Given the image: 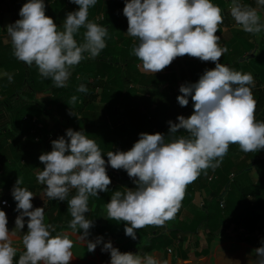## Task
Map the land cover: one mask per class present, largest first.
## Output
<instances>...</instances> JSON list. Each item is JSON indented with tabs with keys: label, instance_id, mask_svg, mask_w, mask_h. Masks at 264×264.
I'll list each match as a JSON object with an SVG mask.
<instances>
[{
	"label": "clouds",
	"instance_id": "obj_1",
	"mask_svg": "<svg viewBox=\"0 0 264 264\" xmlns=\"http://www.w3.org/2000/svg\"><path fill=\"white\" fill-rule=\"evenodd\" d=\"M70 2L79 8L66 14L63 30L46 15L44 0H27L20 8L21 18L6 28L16 59L29 67L35 65L39 74L50 78L58 88L67 86L75 66L86 58L95 59L107 46L108 29L88 20L89 8L97 0ZM255 4L253 7L242 0H231L230 7L235 24L253 35L264 31L259 14L264 0H255ZM123 15L128 22L126 34L139 41L131 52L142 62L145 72H161L185 55L215 64L198 81L180 85L179 105L187 106L191 97L194 111L188 117L178 116V123L168 121L167 136L160 132L140 133L130 150L106 154L107 164L112 169L125 170L135 184L134 189L114 191L106 205L108 218L124 222L125 235L136 240L137 230L164 227L176 218L188 185L202 173L207 175L208 169L218 168L230 145L237 144L244 153L264 149V121L255 116L258 102L252 91L253 75L220 62L228 51L216 34L224 16L212 0H125ZM81 28L86 31L78 42L76 36ZM12 79L8 75L9 82ZM76 91L87 94L89 90L80 84ZM77 100L72 95L68 104L75 105ZM69 115L75 114L70 110ZM66 137L52 140V150L39 156L45 167L36 178L47 186L45 194L49 199H67L72 217L68 227L72 233L82 230L78 239L86 243L88 252H94L103 237L85 241L94 227V221L85 215L90 211L89 197L107 192L112 181L105 154L95 140L83 130L71 128L66 130ZM22 184L18 177L11 195L19 213L15 229H24V218L28 217L23 251L14 246L16 232L9 231L7 214L0 208V264H70L74 247L71 234L52 235L55 228L45 223L44 207L32 210L35 195ZM72 189L76 194L68 199ZM101 251L110 253V264H169L154 253L121 252L111 241L103 243ZM253 251L255 259H250L249 264H264V239ZM227 264L240 262L229 260Z\"/></svg>",
	"mask_w": 264,
	"mask_h": 264
},
{
	"label": "trees",
	"instance_id": "obj_2",
	"mask_svg": "<svg viewBox=\"0 0 264 264\" xmlns=\"http://www.w3.org/2000/svg\"><path fill=\"white\" fill-rule=\"evenodd\" d=\"M1 1L9 6L11 5L13 10H15L13 23L21 18L19 16V11L22 6L18 7L15 0H0V3ZM56 1L57 0H44L47 16L50 17L55 14H62L58 11L57 6L50 8L52 4H56ZM212 2L221 7V9L227 6L231 7L225 0H212ZM242 3L249 6L255 5L254 0H243ZM51 18L54 20V17ZM106 20H108V23ZM112 21L113 17L104 15L102 20L98 22H100L101 26L106 27L108 32H112L116 27L119 28L121 25L119 22L112 23ZM222 25L229 26L230 17L224 18ZM222 25H220L219 31L216 34L221 31ZM232 29L234 31L233 35L222 44V46H227L228 51L224 53L220 62L229 66L233 70L242 73H251L255 79L256 85H259L261 82H264V35L259 34L258 39L256 35L246 33L239 27L235 26L232 27ZM120 35L117 39H113L110 35V39L107 41L108 47L106 46L103 53L95 59H86L84 63L75 66L74 69H72V74L67 82V86L64 88L54 86L50 78H47L49 80L47 81L49 85L45 86L46 88L43 85L38 86L34 77L31 76V73H26V71L30 72L32 66L29 67L25 63L16 59L13 55V47L10 46L8 50L9 61L7 62V67L15 68L16 66L20 69L22 82L25 81L24 83L27 87L25 89L27 91H25L24 94L21 93L22 95L19 96L18 91L23 87L19 88L18 86L16 88L17 91H12L7 94V96L0 101V114L7 112L12 127L20 126L23 130L22 132L29 133V131L31 132V129H33L30 139L31 141H34L35 146H38L40 150L39 153L31 155V153L35 152H26L25 150L28 142L24 144L22 143L23 148L20 150H18V148L16 149L21 153L19 159L24 158L25 152L29 153L31 155L29 161L30 165L32 164L36 167L39 172L45 167V165L39 161V156L52 150V140L58 139L61 136L66 137V130L68 128L75 131L83 130L90 139L96 141L101 151L105 154L104 159L106 161L107 171L110 172L109 174H111V176L118 174L117 179H121L120 176L129 178L125 170H115L107 164L108 158L106 154L109 151L130 150L134 143L139 139L140 133L155 134L160 132L167 136L169 131L168 121L178 123L176 118L177 115L180 116L183 112L189 109V106L193 105L191 97L188 98L189 104L187 106L181 107L179 105L177 96L181 94L179 92L180 85L186 82L194 83L198 81L204 71L206 69L214 68L215 64L211 61L203 62L198 58L186 55L184 57H177V64L180 65L179 72L174 70L172 62L170 66L165 68V71L160 72V75L154 84L156 88L162 86V92L168 99L167 102L155 103L154 99H151L149 103L145 104L146 106H143L140 103L136 104L134 110L127 103L122 106V110H120L121 105H118L119 100L116 106L114 98L117 100V97L119 98L120 95L122 96L121 99H123L124 96L121 93L122 90H116L118 87H116L115 84H119L120 88L122 82L117 80L122 78L125 81H129L131 77L129 75L127 76L128 78L125 77V74H128L130 67L131 72L135 73L137 64L140 62V60L131 52L133 46L137 45L139 41L131 36L127 37L123 34V36L120 37ZM255 45H257V47H255ZM107 54L110 55L107 56ZM101 71L108 72L107 76L110 75L111 86L103 87L104 80L101 77ZM20 72L16 75H19ZM175 72L178 73L177 77L175 76ZM27 75L30 76L29 80L26 79ZM178 82L181 84H177ZM80 84H84L88 88L89 91L87 94L76 91ZM45 90H49L51 94L44 98H35V92ZM101 90L104 92L106 90H111V92L108 94L106 100L108 105L100 110L99 116L96 113L94 101L98 100ZM252 91L258 102L255 115L260 112L259 118H262L264 115V89H261L258 86L254 87ZM123 93L125 95L128 94L125 90ZM16 95L19 97L18 100H12ZM24 95L27 96L29 101L22 100ZM72 95L78 97L75 105L68 104ZM103 99L105 100V98ZM172 104L177 105L180 109L172 110ZM103 109L111 111L114 116L109 118V116L104 113ZM70 110H72L75 115H69ZM191 110L190 113H193L194 108ZM118 113L123 114V116H117ZM183 116L186 117L187 114H183ZM33 117H35V119H33L34 122L32 121ZM45 118L51 122L45 121ZM9 130L10 129L7 127L0 125V142L3 141V133L6 135V132L7 136H9ZM25 141H27V139ZM1 145L2 148H0V151L5 144ZM232 149L238 151L239 156L242 157V160L240 161L241 164L231 158H226L215 170L208 169L214 176L210 177V179H224V184L230 187L229 195L225 201V208L224 205L222 206L224 209L219 206V200H217L215 204L217 209L216 217L220 219L222 225H228V223L234 222V224L237 223L243 225V227L251 233L258 229L261 236L264 237V169L262 176L258 177L255 182L249 180L251 178L249 177L250 171H248L251 165L259 161V155L264 149L259 152L244 153L240 150L237 144L230 145L229 150ZM10 162L13 167L9 172H14V175L18 174L19 171L21 172V170L16 167L17 163L11 158ZM233 167L240 168V171L247 170V175L244 178H240L245 179L243 182H236L234 174L233 180L230 181V170ZM204 179H207V176ZM46 187V185H43V188ZM114 191L124 192L120 184L112 182L109 185V190L107 192H99L98 196L95 197V200L97 202L99 201V205L103 204L105 200L111 199ZM75 194L76 190L72 189L69 193L68 199H71ZM249 196H252V198L249 199ZM92 198L93 197H89L88 206L92 204ZM186 198L187 194L185 195L182 205L187 204L188 201H186ZM234 199H238V201H235ZM44 207V209L51 210V213L56 211L54 219L52 220L53 224H58V226L63 227L68 226L72 217L68 210L67 199L65 201H59L47 198ZM0 208L3 209V206L0 205ZM5 212L6 214H13V206L11 205L10 211ZM238 212L243 215L242 218H245V220L241 219V221L246 224H242L240 221H235L238 219ZM225 218H227L228 221L224 222ZM233 218H235V220ZM258 220L259 222H262L261 225L257 224ZM112 221L114 226H117L116 224L122 222L117 220ZM122 223L125 224L124 222Z\"/></svg>",
	"mask_w": 264,
	"mask_h": 264
},
{
	"label": "crops",
	"instance_id": "obj_3",
	"mask_svg": "<svg viewBox=\"0 0 264 264\" xmlns=\"http://www.w3.org/2000/svg\"><path fill=\"white\" fill-rule=\"evenodd\" d=\"M225 1H227V3H229V5L231 6V0ZM24 2L26 3L27 0H24ZM103 4L109 6L108 8H106V12L107 15L113 17L112 23L119 22L121 25H124L123 20L125 19V32L127 33L128 22L127 18L123 15L125 0H104ZM17 5L18 7L22 6V4ZM255 6L256 4L253 5V7ZM222 10L224 18L230 17V25H222L221 31L217 34L221 37V44L226 42L233 35L234 31L232 27H239L235 24V21L231 17L230 7H224ZM14 11L15 10H13L11 5L9 6L5 2L1 1L0 101L4 99L10 92L17 91L14 90L13 87L17 84L16 82L18 81V79L22 81L21 72L18 67H7V62L9 61L8 50L10 46H12V43L11 38L9 40L8 33L5 34V32L7 31V25L13 23ZM65 13H68L67 10L65 11ZM105 13L101 12V15L104 16ZM259 14L261 15V21L264 22V8L260 10ZM99 15L100 14L98 12V14H96V17ZM102 18L103 17H100L98 21L102 20ZM60 30H62V28H60ZM113 31L114 33L117 31L121 33V28L117 27ZM126 33H124V35L128 37L129 35H127ZM260 34L264 35V31H262ZM80 36H82V33L76 36L77 41L83 38ZM258 36L259 34L256 35L257 38ZM112 38L117 39L116 36H113ZM109 39L110 35L106 38V45ZM255 47H257V45H255ZM101 53H103V50ZM108 55L110 54H107V56ZM139 63L140 64L138 67L143 70L142 62L140 61ZM172 64L173 68L175 67L174 70L179 72L180 65L177 64V58L173 61ZM18 72H20L19 76H15ZM143 72L145 71L143 70ZM26 73H31V76L33 74V77L36 80L38 86L43 85L45 87L49 85L47 83V81L49 80L39 74V70L35 65L32 66L30 72L26 71ZM8 75H11L13 77L12 82H9ZM26 79L29 80L30 76L27 75ZM24 82L25 81H23L22 83ZM111 85L110 75H108L106 76V80L103 81V87H109ZM18 86L19 88L23 87L21 88V91L18 92V95L21 96L25 93V91H27L25 89L27 87L25 83L19 84ZM258 86L261 89H264V82H261L259 85H256L255 83V87ZM103 93H106V91ZM34 94L35 98L40 99L49 96L51 92L49 90H45L37 91ZM18 95L16 97H13L12 100H18ZM22 100L29 101V99L25 95L23 96ZM104 102L105 104H108L107 101ZM183 114L187 113L183 112ZM191 114L192 113H188L186 117L190 116ZM8 116L9 115L7 112L0 114V125H3L10 129L8 131V140H4L3 143L0 142V148H2L1 144H5L3 149L0 151V201L6 200L9 203V206H6L4 204L0 205L3 206V210L5 211H10L11 205L13 206L14 213L7 214V227L9 231L14 230L16 232V237L13 240L14 246H18L19 249L23 251L22 237L27 232L28 217L24 218V229H15V219L17 215H19V213L15 211L16 201L11 195V190L18 177H20L23 180L22 187H26L35 195L32 199V210H34L36 207H44L48 197H46L45 188H43V185H41L37 181L36 176L38 173V169L32 164L30 165L29 163L31 155H35L40 152L38 146H35L34 141H31L30 139V135L33 129H31V132L29 131V133H26L22 132L23 130L20 128V126L12 127L11 122H9ZM255 116L257 120L264 121V115L262 116V118H259L260 112ZM33 119H35V117L32 118V121L34 122ZM179 134L181 133H178V135ZM182 134L186 135L187 133ZM26 139L27 141H25ZM26 142H28L27 147L25 148L26 152L33 151L35 153H31L30 155L29 153L25 152L24 158L19 159V155L21 153L18 150L22 149V145ZM17 148L18 150H16ZM10 158L17 163V169L19 168L21 170V172L19 171V173L16 175H14V172H9V170L13 167L10 162ZM226 158H231L237 162H240L242 160V157L239 156L238 151L233 149L228 151L227 155L223 159V162ZM206 176L207 179H204ZM210 177H214L212 173L207 175H204L202 173L194 183L188 185V191L186 192V201L188 202L186 205H182L179 213L174 220L167 222L164 227L149 226L137 230L136 240H133L131 237L125 235V224L120 222V224H116L117 226H114L112 224L113 221L109 220L106 205L108 202H110V199L105 200L103 204L99 205V201L97 202L95 200L96 198L93 197L92 204L89 206L90 211L88 213H85V215L89 220L94 221V227H92V229L90 230V235L85 238V241H94L98 236H102L103 243L111 241L113 246L119 248L121 252H133L140 253L142 255L145 253H154L158 258L161 256L163 259H167L169 261V264H227V261L229 260H238L240 264H249L250 259H255L253 250L261 246V241L262 239H264V237L261 236V233L258 231V229H256L255 232L251 233L248 232V230L245 229L241 224L239 225L237 223L234 224V222H230V226H228L227 224L222 225L220 219L216 217L217 209L215 207V204L217 200L221 198V196H224L225 208V201L229 195L230 187L224 184V179H210ZM254 177H256V179H252L253 182H255L258 178L257 176ZM232 180L233 179H230V181ZM111 181L113 183L120 184L121 188L124 191L126 190L125 188H135V184L133 182V179L131 178H127V180L119 179ZM251 198L252 196H249V199ZM50 211L51 210L49 209H44L45 223L51 224L55 228V231L52 233V235H56L59 232H67L71 234L70 238L74 242V247L72 248L73 259L70 261V264H110V253L101 251L103 243L97 245L94 252H88L86 243L78 239L79 235H82V230H78L76 233H72V230L68 226L63 227L58 226V224H53L52 220L54 219L56 211H54L53 213H51ZM226 221H228L227 218H225L224 222ZM261 224L262 222L260 223V225ZM169 248H171L170 252L168 251ZM19 255L20 252L17 253L16 260L19 259Z\"/></svg>",
	"mask_w": 264,
	"mask_h": 264
},
{
	"label": "rangeland",
	"instance_id": "obj_4",
	"mask_svg": "<svg viewBox=\"0 0 264 264\" xmlns=\"http://www.w3.org/2000/svg\"><path fill=\"white\" fill-rule=\"evenodd\" d=\"M15 3L16 4H22L23 5L25 2H24V0H15ZM103 3H104V0H97L96 4L94 6H91L89 8L88 20L90 22H95V23L101 25L100 22H97L96 21V18L103 17V15H101V12L105 13L107 11L106 8L109 7L108 5H105L106 3L105 4H103ZM104 5H105V7H104ZM55 6H57L58 11L60 13H62V14H55V15H52L50 17H54V22L57 23V26H60V28H62V30H63V23H64V20L66 18V14H67V13H65V11L66 10H67V12L76 11V10H78L79 6L76 5V4H74V3H71L70 0H57L56 1V4L55 3H54V5L52 4L50 8H53ZM98 12H99L100 15L96 17V14H98ZM120 14H122V13H120ZM105 15L107 16V12L105 13ZM118 15H117V17H118ZM106 22L108 23V20H106ZM123 24L124 25H120L119 26V28H121V33H119L118 31L114 33V31H112V32H108V36L111 35L112 37L113 36L118 37L121 34L120 37H122L123 34L126 33L125 32V30H126L125 19L123 20ZM81 30H79V35H80V33H82V36H80V37H83V34L86 31V29L83 28ZM6 33H7V31L5 32V34ZM8 37H9V40H10V36H8ZM82 39L78 40V42H81ZM85 55H87V54H85ZM86 59L83 60L81 63H84L86 61ZM139 64L140 63L137 64L136 72L135 73L131 72V67H130V69L128 68L129 69L128 70L129 72H128V74H125V77H127L129 75L131 77V79L129 81H125L122 78L119 79V80H117V81H121L122 82V83L120 82L122 84V86L119 88L120 85L119 84H116V87H118V89H116V90H118V91H119V89L122 90L121 93L124 96L123 99H121L122 96H120V95H119V98L117 97V100H116V98H114L115 101H116V106H117V102L119 100L118 105H121L120 110H122V106H124L127 103L134 110V107H135L136 104H139L140 103L141 105L146 106L145 104L149 103L151 99H154L155 103H162L164 101L167 102V100H168L167 97H166V95L162 92V86H159V87L156 88L155 85H154L156 83L157 79H158V76L160 75V72L155 73V74L154 73L143 72V70L138 67ZM172 67H173V64H172ZM163 71H165V69ZM163 71H161V72H163ZM175 73H176L175 76L177 77L178 73L177 72H175ZM100 74H101L102 79L103 80H106V76H107L108 72L101 71ZM32 76H33V74H32ZM16 83L19 85V84L22 83V81L18 79V81ZM17 84L14 85V87H13L14 89L17 88V86H18ZM177 84H181V83L178 82ZM175 86H174V88H175ZM124 90L128 92V94H127L128 96L123 93ZM19 91H21V88L19 89ZM103 92L104 91L101 90L100 95L98 96V100L94 101L95 102L94 103V106L96 107V113L99 116H100V110L102 108H104V106H107L108 105V104H105L104 101L107 100L108 94L111 92V90H108V91L106 90V93H103ZM179 95H181V94H179ZM103 98H105V100ZM193 108H194L193 105L192 106H189V109L186 110L185 112L188 114V113H190L192 111L191 109H193ZM171 109L172 110H176V109H180V108L177 107V105H173L171 107ZM103 111H104V113L107 116H109V118H111V117L114 116L111 111H108V110H105V109H103ZM117 116H123V114L118 113ZM45 121H48V120L45 118ZM48 122H51V121L49 120ZM2 139H3V141L4 140H8L7 134L4 135V133H3V138ZM3 141H1V143H3ZM240 164H241V162H240ZM251 166L256 167V168H253ZM251 166L248 169V171H250L249 172V177L251 178V179H249L250 181L252 179H256V177H254V176H257V177L262 176V172H263V169H264V151L262 153H260V155H259V161L257 163H255V164L251 165ZM246 172H247V170L246 171H240V168L238 169V168L233 167L230 170V173H231L230 179H233L234 178V175H235L236 182H243L245 179H240V178H244L247 175ZM211 173L212 172H210V170H207V174H211ZM212 175H213V173H212ZM236 198H237V196H236ZM234 200L235 201H238V199L237 200L234 199ZM237 216H238V219L237 220H235L236 217L233 218L235 221H238V222L240 221V223L246 224L243 221H241V219L245 220V218H242L243 215H241L238 212L237 213ZM230 217H232V216H230ZM260 223H259V220H258L257 221V224L260 225ZM228 226H230V223H228Z\"/></svg>",
	"mask_w": 264,
	"mask_h": 264
},
{
	"label": "built area",
	"instance_id": "obj_5",
	"mask_svg": "<svg viewBox=\"0 0 264 264\" xmlns=\"http://www.w3.org/2000/svg\"><path fill=\"white\" fill-rule=\"evenodd\" d=\"M100 18H96V20L98 21ZM110 172L109 171H107V174L110 176V178L111 177H113V178H111V180H119V179H117V176H118V174H115L114 176H111V174H109ZM3 201H6V200H3ZM4 205H6V206H9V203L7 202V204H4ZM219 205L222 207L223 205H224V196H221V198L219 199ZM171 251V248H169L168 249V251ZM169 251V252H170Z\"/></svg>",
	"mask_w": 264,
	"mask_h": 264
},
{
	"label": "water",
	"instance_id": "obj_6",
	"mask_svg": "<svg viewBox=\"0 0 264 264\" xmlns=\"http://www.w3.org/2000/svg\"><path fill=\"white\" fill-rule=\"evenodd\" d=\"M121 177V179H123V180H127V177H123V176H120Z\"/></svg>",
	"mask_w": 264,
	"mask_h": 264
}]
</instances>
